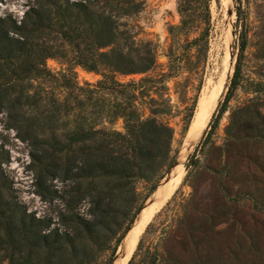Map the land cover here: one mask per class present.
Wrapping results in <instances>:
<instances>
[{
    "label": "trees",
    "instance_id": "16d2710c",
    "mask_svg": "<svg viewBox=\"0 0 264 264\" xmlns=\"http://www.w3.org/2000/svg\"><path fill=\"white\" fill-rule=\"evenodd\" d=\"M144 3L145 0H28L20 18L12 13L0 16V113L31 106L41 111L39 123L24 114H18L19 120L14 122H25L30 127L37 124L40 128L38 145L42 155L37 160L35 185L40 190L37 194L45 201L49 196L57 197L62 204L54 216L40 217L29 212L15 195L12 181L0 163V264H95L100 254L107 251H111L108 264H112L119 243L143 201L171 168L175 158L170 146L173 131L158 121L157 116L166 113L157 107L163 102L152 96H159V92H152L155 86L150 85L164 83L171 74L160 76L156 82L141 78L138 82L121 84L115 79L117 74H147L156 66L155 49L149 42L137 41L121 22L123 17L139 12ZM240 15L237 9V19ZM244 48L242 43L240 54ZM54 58H68L72 63L68 70L73 76V68L81 67L102 77L96 85L86 84V102L73 97L75 107L86 105V124L80 116L75 128L64 135L67 144L62 148H55L60 141L52 134L62 105L54 96L56 87L47 90L41 84L60 80L58 88L62 90L82 89L67 79L68 71L57 78L47 69L46 61ZM238 64L239 56L220 113L226 110L239 87ZM35 83L38 85L34 87ZM99 95L109 98L97 99ZM261 109L250 105L235 108L226 129L228 139L240 140L229 130L247 123L254 134L245 137L263 141ZM101 115H105L101 123L92 122V116ZM118 119L123 122L122 131L105 126ZM48 128L53 137L50 140L44 135ZM201 144L202 141L186 168L197 164L196 152ZM54 152L64 154L68 163L63 181L69 184L63 196H58L47 184L48 177L50 180L61 177L54 172L57 168ZM206 171L218 173L211 166ZM141 182L151 185L145 197L138 192L137 185ZM216 189L226 202V185L220 180ZM195 194L194 190L192 200ZM140 247L141 240L128 264L133 263ZM155 263L153 257L151 264Z\"/></svg>",
    "mask_w": 264,
    "mask_h": 264
},
{
    "label": "rangeland",
    "instance_id": "374dc122",
    "mask_svg": "<svg viewBox=\"0 0 264 264\" xmlns=\"http://www.w3.org/2000/svg\"><path fill=\"white\" fill-rule=\"evenodd\" d=\"M27 3L28 0H1L0 16L12 13L20 18ZM237 9L241 14L239 19ZM110 12L115 11L110 9ZM121 22L137 41L149 42L155 49L156 66L147 74H117L116 81L126 84L150 78L156 82L160 76L171 74L162 84L150 83L155 86L152 92H159V96H152L163 102L157 107L166 113L158 115L157 119L173 131L171 156L178 154L189 137L188 128L190 130L198 100L217 84L222 71H227L217 107L199 140L202 144L196 152L198 162L186 168L194 150L184 164L179 186L163 205L155 208L140 234L135 247L137 249L141 240L140 252L132 264H151L153 257L155 264H160V260L161 264H264V140L247 139L245 136L254 134L247 123L229 130L240 140H229L226 135L229 116L235 108L250 105L255 109L258 106L264 114V0H145L139 12L123 17ZM242 43L245 48L240 54ZM238 56L239 87L226 110L220 113ZM71 66L68 58L46 61L47 69L57 78L68 71L67 79L73 80L81 91L58 88L60 80L41 84L42 89L56 87L54 96L62 105L59 121L52 131L60 141L55 148L67 144L64 135L75 128L80 116L86 124V105L75 107L73 97L86 102V84L96 85L102 79L100 74L81 67L73 68V76L68 70ZM107 98L97 96V99ZM193 105V115L187 125ZM140 109L149 115L147 110ZM18 114L38 119L37 123L42 119L41 111L34 106L1 111V167L12 181L18 200L29 212L40 217L54 216L62 208L60 199L49 196L45 201L37 194L40 190L35 185L37 160L42 155L38 140L42 133L37 124L30 127L25 122L15 123L14 120H19ZM103 118L105 115L91 117L94 123H101ZM105 126L123 130L121 119ZM50 132L48 128L44 133L48 140L53 138ZM53 160L57 166L54 172L61 177L52 180L48 177L47 184L58 196H63L69 184L63 181V170L68 163L64 154L57 152ZM209 166L218 173L208 174ZM220 180L228 190L226 202L216 189ZM137 188L140 196L145 197L151 185L141 182ZM194 190L196 194L192 200ZM84 209L82 207L81 211ZM149 252L155 254H147ZM110 256L111 251L100 254L95 264H108Z\"/></svg>",
    "mask_w": 264,
    "mask_h": 264
},
{
    "label": "bare ground",
    "instance_id": "6f19581e",
    "mask_svg": "<svg viewBox=\"0 0 264 264\" xmlns=\"http://www.w3.org/2000/svg\"><path fill=\"white\" fill-rule=\"evenodd\" d=\"M226 75H227V71L223 70L222 73L219 75L217 84L214 87H212L208 92L204 93L198 100L197 111L190 125V130H188L189 137L184 140V144H182L180 149L181 152L184 154L181 159V166L178 172H176L172 176L162 181L160 187H158V189L152 195V199L142 210L140 221L133 226L130 232V238H131L130 245L128 247V250L126 252V255L122 263L120 264H127L129 258L131 257L136 247L139 236L142 233L143 229L145 228L146 223L151 218L155 208H159L161 205H163V203L171 196V194L179 186L184 174V163L186 162V157L192 151L191 149L188 152V150H186L187 147L185 146L187 142L190 139H192V137L195 138L194 141L195 142L194 146H195L196 143L199 141L200 137L202 136L205 127L207 126L209 120L211 119L217 107L218 100L220 98L223 85L226 80Z\"/></svg>",
    "mask_w": 264,
    "mask_h": 264
},
{
    "label": "water",
    "instance_id": "95a60500",
    "mask_svg": "<svg viewBox=\"0 0 264 264\" xmlns=\"http://www.w3.org/2000/svg\"><path fill=\"white\" fill-rule=\"evenodd\" d=\"M190 125V124H189ZM190 127V126H189ZM189 130V128H188ZM202 138V136L200 137V139ZM199 139V140H200ZM195 141V138L192 137V139H190L186 146V150H188V152L192 149L191 152H193L196 147L198 146L199 144V141L196 143V145L194 146V142ZM187 152V151H186ZM191 152L189 153V155L186 157V161H188L190 155H191ZM183 153L181 152V150L178 152V154L175 156L174 158V162L171 166V168L169 169V171L165 174V176L163 177L162 181H164L166 178L172 176L173 174H175L176 172H178L180 166H181V159L183 157ZM185 164V163H184ZM161 181V182H162ZM161 184V183H160ZM160 184L158 185V187L160 186ZM157 187V188H158ZM157 188L153 191V193L157 190ZM153 193H151L150 197H149V200L147 202H145L143 204V206L141 207L140 211L138 212V214L134 217L132 223L130 224L129 228L127 229V231L125 232L124 236L122 237L120 243H119V246L116 250V253L114 255V259H113V262L112 264H120L122 263L125 255H126V252L128 250V247L130 245V241H131V238H130V232L133 228L134 225H136L139 221H140V218H141V212L142 210L144 209V207L149 203V201L151 200V196L153 195ZM136 249V248H135ZM135 251V250H134ZM134 253V252H133ZM133 255V254H132ZM131 255V257H132ZM130 257V259H131ZM130 259L128 260L127 264L129 263Z\"/></svg>",
    "mask_w": 264,
    "mask_h": 264
}]
</instances>
